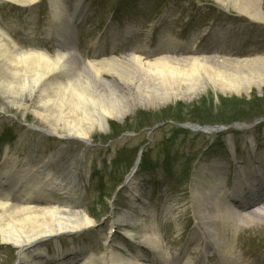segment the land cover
I'll use <instances>...</instances> for the list:
<instances>
[{
	"label": "rangeland",
	"instance_id": "1",
	"mask_svg": "<svg viewBox=\"0 0 264 264\" xmlns=\"http://www.w3.org/2000/svg\"><path fill=\"white\" fill-rule=\"evenodd\" d=\"M77 1H81L84 14L73 29V38L83 62L121 58L133 52L145 56L159 47L164 36L184 43L180 45V52L168 53L178 57L186 55L184 45L189 42H194L195 48L202 51L216 46L221 56L230 53L235 57L264 56V20L253 21L231 1L66 0L69 8ZM261 2L264 13V0ZM50 3V0H39L32 10L2 3L0 24L10 26L11 34L23 45L33 44L53 51L45 37L51 24ZM112 35L117 37L115 46H111L108 37ZM95 38L99 41L97 49L91 45ZM105 38L107 43L104 44ZM103 75L109 81L116 80L113 75ZM121 88L127 93L126 86ZM134 93L142 98L137 91ZM231 99L234 103L226 104ZM32 102L28 99V104ZM256 102L264 110V84L253 85L250 92L240 95L225 94L209 87L191 101L178 98L151 103L142 99V105L134 108L123 122L110 119L106 130L94 131L90 141L84 143L32 129L34 124L47 126L32 112L25 115L17 112L0 95V164L6 155L16 153L24 163L47 165L55 173L64 172L69 166L78 173L79 208L88 213L94 224L42 242L39 249L48 250L49 255L57 254L58 247L69 246L87 257L93 255L100 264H103L102 256L110 250L135 252L141 248L150 257V250L142 247V229L154 222L162 247L155 255L177 257L191 237L200 238L206 233L204 222L193 205L194 184L206 186L216 162L223 165L225 184L233 189L236 176L246 174L247 169H256L261 161L264 115H252L255 113L251 108ZM193 106L205 111L209 119L220 122L207 124L225 126L218 131L205 132L181 127L170 119L165 125L152 129L176 111L186 119L183 124L200 125L190 115ZM169 138L172 140L164 144ZM164 145L172 147L170 171L163 168L167 162ZM140 151L141 162L135 169ZM145 158L149 159L148 167L144 164ZM190 166L192 175L188 178L185 171ZM130 178L138 182L136 191L128 185ZM218 228L222 229L221 224ZM226 234L234 240L239 256L264 264V221H242L237 230L228 228ZM189 251L196 252L194 255L189 252L193 264L199 257L207 256L211 263L217 260L211 257L216 256V249L208 248L204 239L195 242ZM17 261L18 255L12 246L0 245V264H18ZM149 263L155 264L152 260Z\"/></svg>",
	"mask_w": 264,
	"mask_h": 264
},
{
	"label": "bare ground",
	"instance_id": "2",
	"mask_svg": "<svg viewBox=\"0 0 264 264\" xmlns=\"http://www.w3.org/2000/svg\"><path fill=\"white\" fill-rule=\"evenodd\" d=\"M38 1L0 0V4L9 2L32 10ZM221 1L233 2L255 22L264 20L262 0ZM50 2L51 24L45 37L51 41L53 51L23 45L11 34L10 26L0 24V95L17 112H32L45 123L47 128L31 125L44 134L88 143L94 131L108 128L110 119L123 122L142 105V99L151 103L178 98L191 101L209 87L240 95L250 92L253 85L264 84V56H221L216 46L202 51L189 42L184 45L186 55L178 57L168 53L180 52L184 43L173 42L167 36L145 56L133 52L121 58L83 62L73 38V29L84 14L81 1L72 8L66 0ZM103 74L113 75L116 80L104 79ZM122 85L128 88L127 93ZM136 91L142 98L135 96ZM69 168L55 173L47 165L22 162L16 153L6 155L0 164V245L16 250L18 264H100L96 257H87L75 247H58L54 256L39 249L46 240L94 224L79 208L78 173ZM210 171L206 186L197 183L192 188L195 211L206 227L202 237H191L177 257H158L155 251L162 247L152 222L142 229V247L152 253L148 260L141 248L135 252L110 250L102 256L103 264H148L151 260L155 264H192L189 248L201 239L208 248L216 249L214 264H261L239 256L226 231L237 230L242 221H264V153L256 169L236 176L233 189L225 185L223 165L214 162ZM128 181L130 189L136 191L138 182L132 178ZM126 233L131 235L128 230ZM194 264L210 263L199 257Z\"/></svg>",
	"mask_w": 264,
	"mask_h": 264
},
{
	"label": "trees",
	"instance_id": "3",
	"mask_svg": "<svg viewBox=\"0 0 264 264\" xmlns=\"http://www.w3.org/2000/svg\"><path fill=\"white\" fill-rule=\"evenodd\" d=\"M232 101H228L227 103L226 102H224V103H226V104H230V103H234V99H231ZM231 105H234V104H231ZM261 107H262V105L260 104V103H258V102H256V104H255V106L254 107H252L251 108V111H253L255 114H252V115H256L257 117L258 116H262V115H264V110L263 109H261ZM172 110V109H171ZM146 114H149V113H146ZM190 115L192 116V119L193 120H196V121H199L201 124H207V123H210V124H214V123H220V122H216V120H211V119H209V117H208V115H206L205 114V111H200V110H198V108H196L195 106H193V107H191V110H190ZM143 118L146 120L147 118L145 117V113H143ZM166 119V120H165ZM170 119L171 120H173V122H176V123H183V122H185L186 121V119H184V118H182V117H180V112L179 111H176V113H174V115H170V116H165L164 117V120L165 121H170ZM147 121V120H146ZM221 122H224V121H222L221 120ZM224 123H226L227 124V122H224ZM145 125V124H144ZM143 125V126H144ZM179 131H185L184 129H182V128H179ZM123 131H120V133H122ZM119 133V134H120ZM172 140V138H169V139H166L163 143L164 144H167V143H169L170 141ZM171 144H174V142L173 143H171ZM164 148L166 149V153H167V159H166V165L164 164L163 165V168H165V169H170L169 168V163H170V161L172 160V150H171V146H169V145H167V146H165L164 145ZM144 164H145V166H147L148 167V165H149V159L148 158H145V160H144ZM191 170H192V166H190L186 171H185V173H186V175L188 176V178L190 177V175H191ZM170 171V170H169ZM187 179V178H186Z\"/></svg>",
	"mask_w": 264,
	"mask_h": 264
},
{
	"label": "water",
	"instance_id": "4",
	"mask_svg": "<svg viewBox=\"0 0 264 264\" xmlns=\"http://www.w3.org/2000/svg\"><path fill=\"white\" fill-rule=\"evenodd\" d=\"M158 126L159 125L154 126L153 129H156ZM185 127H190V126L185 125ZM220 127L219 126L211 127V126H198L197 125L195 128H192V129L193 130L200 129V130L208 131V130L218 129ZM138 162H139V160L137 161V164H138Z\"/></svg>",
	"mask_w": 264,
	"mask_h": 264
}]
</instances>
